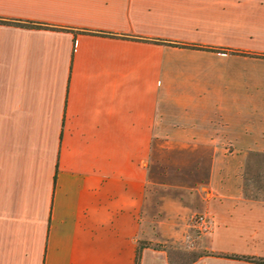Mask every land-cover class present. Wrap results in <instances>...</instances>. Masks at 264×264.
<instances>
[{
  "label": "crops",
  "instance_id": "obj_1",
  "mask_svg": "<svg viewBox=\"0 0 264 264\" xmlns=\"http://www.w3.org/2000/svg\"><path fill=\"white\" fill-rule=\"evenodd\" d=\"M0 21L42 26L0 22V264H262L240 150L264 154V0H0Z\"/></svg>",
  "mask_w": 264,
  "mask_h": 264
},
{
  "label": "rangeland",
  "instance_id": "obj_2",
  "mask_svg": "<svg viewBox=\"0 0 264 264\" xmlns=\"http://www.w3.org/2000/svg\"><path fill=\"white\" fill-rule=\"evenodd\" d=\"M240 151L243 158L240 168L242 177L241 187L243 189L244 195L248 199L264 201V154L254 151L252 152V150ZM196 188L201 193L207 192V188L203 185H198ZM199 214L208 215L204 211H195L190 217V226L192 218ZM192 230L197 236L202 235V233L197 232L195 229L192 228ZM188 252H190V254H184L180 251H171L170 255L177 262L184 263L194 258L196 255L195 251Z\"/></svg>",
  "mask_w": 264,
  "mask_h": 264
},
{
  "label": "built area",
  "instance_id": "obj_3",
  "mask_svg": "<svg viewBox=\"0 0 264 264\" xmlns=\"http://www.w3.org/2000/svg\"><path fill=\"white\" fill-rule=\"evenodd\" d=\"M191 227L199 233H207L211 228V219L208 215H195L191 220Z\"/></svg>",
  "mask_w": 264,
  "mask_h": 264
},
{
  "label": "trees",
  "instance_id": "obj_4",
  "mask_svg": "<svg viewBox=\"0 0 264 264\" xmlns=\"http://www.w3.org/2000/svg\"><path fill=\"white\" fill-rule=\"evenodd\" d=\"M0 22L21 25V26H25L28 28H40V27H42V26L35 24V23H32V22H5V21H0ZM248 260H250V259H248ZM257 262L264 264V259L257 260Z\"/></svg>",
  "mask_w": 264,
  "mask_h": 264
}]
</instances>
